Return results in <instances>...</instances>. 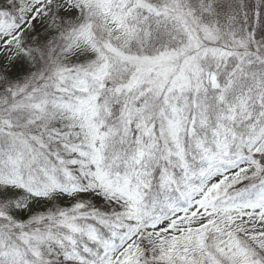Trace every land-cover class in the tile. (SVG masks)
<instances>
[{"label": "snow or ice", "instance_id": "1", "mask_svg": "<svg viewBox=\"0 0 264 264\" xmlns=\"http://www.w3.org/2000/svg\"><path fill=\"white\" fill-rule=\"evenodd\" d=\"M0 264H264V0H0Z\"/></svg>", "mask_w": 264, "mask_h": 264}]
</instances>
